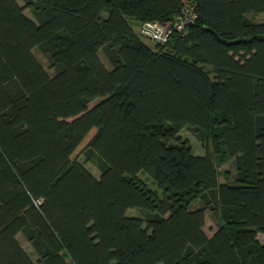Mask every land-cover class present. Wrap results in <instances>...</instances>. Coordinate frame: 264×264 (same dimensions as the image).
I'll return each mask as SVG.
<instances>
[{
  "label": "trees",
  "instance_id": "1",
  "mask_svg": "<svg viewBox=\"0 0 264 264\" xmlns=\"http://www.w3.org/2000/svg\"><path fill=\"white\" fill-rule=\"evenodd\" d=\"M189 1L0 0V264H264V0Z\"/></svg>",
  "mask_w": 264,
  "mask_h": 264
},
{
  "label": "rangeland",
  "instance_id": "2",
  "mask_svg": "<svg viewBox=\"0 0 264 264\" xmlns=\"http://www.w3.org/2000/svg\"><path fill=\"white\" fill-rule=\"evenodd\" d=\"M18 1L21 4H24V0H18ZM26 13L29 16L34 17L32 11L28 8L26 9ZM135 28H136V30H138V26H135ZM142 38L145 39L146 42H148L149 44L154 46L155 43L152 40H149L146 37H142ZM34 52H35L36 56L39 58V60L43 63L44 67L49 71V73L53 74L54 69L51 68L47 57L38 48H35ZM100 56H101V59L104 61V63L108 67H111V64H110L106 54L104 53L103 49L100 50ZM98 99H100V98H98ZM98 101L99 100L96 99L95 101H93L90 104V106H93ZM180 134H181L183 139L188 140L192 144L193 149H194L196 154L197 153H199V154L205 153L206 148H205L204 142H202L189 127L185 126L181 130ZM80 161L83 164H85V166L89 170H91L94 175H96L97 177L100 176V174H101V171L99 168L100 158L98 156L94 155L92 158H89L85 154H81ZM234 172H235L234 159H229V160L223 162L219 166V177L222 181H225V180L231 181V182L234 181V174H235ZM140 177H142L150 187H153V188L157 187V185L154 183V181H152V178L147 176L143 172L140 173ZM127 214L128 215L141 216V217L146 216L144 211L140 210L137 207L130 208L128 210ZM218 225H219V219L217 217L213 216L210 211H208L206 213V226H205L206 232L208 234H212V232L218 228ZM18 236H19V240H20L21 244L23 245V247L28 251V253L31 255V257L36 261L38 259V254L35 251V249L32 247L31 243L24 237V235L22 233H20ZM260 238H261V240H264V234L263 233L260 234Z\"/></svg>",
  "mask_w": 264,
  "mask_h": 264
},
{
  "label": "built area",
  "instance_id": "3",
  "mask_svg": "<svg viewBox=\"0 0 264 264\" xmlns=\"http://www.w3.org/2000/svg\"><path fill=\"white\" fill-rule=\"evenodd\" d=\"M197 17L196 5L184 0L180 15L175 21L145 20L139 25L142 37L152 40L155 44L164 45L175 32L184 34L189 23Z\"/></svg>",
  "mask_w": 264,
  "mask_h": 264
},
{
  "label": "crops",
  "instance_id": "4",
  "mask_svg": "<svg viewBox=\"0 0 264 264\" xmlns=\"http://www.w3.org/2000/svg\"><path fill=\"white\" fill-rule=\"evenodd\" d=\"M220 180H221V179H220ZM221 181H222V180H221ZM225 181H226V180H225ZM225 181H224V182H225ZM222 182H223V181H222Z\"/></svg>",
  "mask_w": 264,
  "mask_h": 264
}]
</instances>
